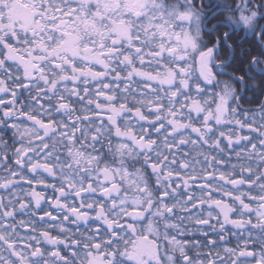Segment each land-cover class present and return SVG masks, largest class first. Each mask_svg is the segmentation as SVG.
I'll return each instance as SVG.
<instances>
[{
    "label": "snow or ice",
    "instance_id": "snow-or-ice-1",
    "mask_svg": "<svg viewBox=\"0 0 264 264\" xmlns=\"http://www.w3.org/2000/svg\"><path fill=\"white\" fill-rule=\"evenodd\" d=\"M0 264H264V0H0Z\"/></svg>",
    "mask_w": 264,
    "mask_h": 264
}]
</instances>
